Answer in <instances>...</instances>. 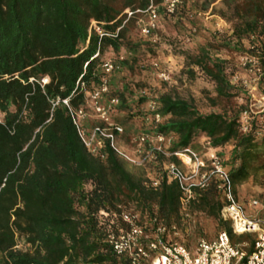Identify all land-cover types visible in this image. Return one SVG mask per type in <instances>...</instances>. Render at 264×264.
<instances>
[{
    "label": "trees",
    "instance_id": "1",
    "mask_svg": "<svg viewBox=\"0 0 264 264\" xmlns=\"http://www.w3.org/2000/svg\"><path fill=\"white\" fill-rule=\"evenodd\" d=\"M116 1L0 0V264H131L128 255L116 254L105 241L109 229H129L123 211L137 213L134 221L144 244L154 239L159 226L166 229L165 239L173 226L187 219L176 181L161 176L157 186L150 185L144 167L130 166L107 143L103 157L91 155L62 100L68 98L78 107L97 88L103 75L100 55L94 57L97 50L109 49L117 56L146 46L154 52L161 42L162 21L173 25L174 38L186 34L183 18L190 17V27H197L194 19L213 0L190 13L186 0L172 14L161 10L155 42L130 37L133 28L139 33L142 14L136 11L144 10L150 0ZM219 1L211 11L227 29L183 51L187 76L202 78L205 104L199 106L194 98L172 90L158 92L154 100L162 120L155 130L172 137L171 151L200 150L197 141L203 138L217 151L237 197L239 183L264 171V132L257 135L262 126L254 115L242 130L247 103L237 98L247 100L249 95L241 83L231 81L233 64L221 52L256 59L255 65L247 64L253 76L257 69L264 71V0ZM92 21L106 32L118 29L117 35L99 38L90 30ZM170 44L176 45L172 40ZM135 61V56H123L120 69L110 75V81L120 80L109 84V96L119 98L111 118L125 126L119 137L130 146L133 116L139 114L144 121L147 116L146 123L153 125L146 111L132 112L147 99L135 98L126 81ZM77 81L83 82V89L76 87ZM257 89L264 95L260 79ZM118 111L125 114L117 117ZM164 160L178 163L174 156ZM149 170L156 176L160 171L157 165ZM223 207L222 193L212 179L206 187L193 189L187 211L214 219L233 245L247 241L243 249L250 252L254 234H234L221 218Z\"/></svg>",
    "mask_w": 264,
    "mask_h": 264
},
{
    "label": "built area",
    "instance_id": "2",
    "mask_svg": "<svg viewBox=\"0 0 264 264\" xmlns=\"http://www.w3.org/2000/svg\"><path fill=\"white\" fill-rule=\"evenodd\" d=\"M181 4L182 0H161L160 3L150 0L144 10L136 11L142 14L139 19L140 35L155 42V31L159 26L160 11L172 14ZM131 13L128 11V16ZM90 30H93L99 38L116 36L118 33V29L115 33L106 32L101 24L95 21L91 22ZM99 55V65L103 75L97 88L85 98V103L73 107L69 104L68 98L62 100V103L68 108L86 150L93 156L103 157V148L107 143L120 158L135 167H144L150 185L157 186L161 176L176 181L181 190V211L185 217L189 216L187 205L193 198V189L195 187H206L212 179L216 180L217 188L222 193L224 200V207L220 213L221 218L229 222L234 234L252 233L255 235L250 252L243 249V245H233L228 233L224 230L219 231L213 239H200L194 250L190 251L176 241L166 242L163 239L166 229L159 226L154 239L144 244L142 242V230L134 221L137 213L123 211L121 215L129 223V229L119 228L116 231L111 229L106 231L105 241L112 247V250L118 255H128L131 264H264V216L246 213L243 205L238 202L233 192L227 169L214 148L206 143L204 149L200 150L185 147L171 151L172 137L155 130L162 117L157 111L158 106L154 99L148 100L147 109L153 125H149L148 128L136 133L132 138L130 148L120 144L119 136L124 132V129L111 118L114 107L119 104V98L109 96V84L110 75L120 69V61L124 55L101 57V53L97 50L94 57ZM245 64L255 65L256 59L245 57ZM152 66L158 70L160 78L163 80L168 79V74L159 68L157 62H153ZM256 72H258V75L254 76V83H257L260 79L264 84V71L260 73L257 69ZM43 82H46V79H43ZM78 84L81 89L84 88L83 82L79 83L77 81L76 87ZM244 84L251 85L247 81H244ZM255 87L254 84L250 88L253 90ZM57 102L58 100L54 104H57ZM258 102L259 109L257 111L253 109L254 104H250L249 108L243 111L241 116L243 131L247 129L251 115L257 113L262 114L263 120L262 129L258 133L264 131L263 94H260ZM89 118H94L96 123L91 127H86L85 121ZM148 118L147 116L144 117L145 121H148ZM171 156L176 157L178 163L164 160ZM150 165L158 166L159 176L154 175V171L149 170ZM258 203L257 199H251L248 202L253 208ZM102 214L108 216V213L102 212ZM172 229L174 230L175 227L173 226Z\"/></svg>",
    "mask_w": 264,
    "mask_h": 264
},
{
    "label": "rangeland",
    "instance_id": "3",
    "mask_svg": "<svg viewBox=\"0 0 264 264\" xmlns=\"http://www.w3.org/2000/svg\"><path fill=\"white\" fill-rule=\"evenodd\" d=\"M123 0H117L116 3L119 4ZM156 3H160V1H155ZM204 1L208 0H186V8L187 11L194 12L200 11V5L204 3ZM219 0H213L211 6L208 7L204 12H199L198 16L194 19L197 27H190L191 23L189 21L190 18H183L182 22L185 23L187 28L186 34L181 33L175 40L174 32L175 30L172 28L173 25L167 22V20L162 21L161 23V36L160 43L153 48L154 52L149 51L148 47L142 46L139 48L137 53H129L123 52L122 54L128 57L135 56V69L129 72V76L126 77V81L130 85V89L134 92L135 98L146 95L147 99L139 105V107L132 108V112L135 113L137 111L147 112L148 109V100L154 99L158 92L161 91H173L177 95L183 98H194L197 100L199 106H203L205 104V100L201 96L200 89L203 85L202 78L196 74L195 78H190L185 73V65L183 58V51L190 50L192 47H195L198 43L206 41V39L210 36L211 33L219 34L222 33L225 29H227L228 24L217 14L212 13L211 7L219 6ZM173 29V30H172ZM130 37L133 38L134 41L141 40L143 41L145 38L140 36L136 28L130 30ZM174 38V39H171ZM175 41L176 45L173 46L171 43ZM222 56L227 57L234 67V75L231 78L233 82H239L241 85L247 89V93L249 95V99H240L237 98L239 103L246 102V109L249 108L250 104L253 105V109L257 111L258 108V99L260 96V91L257 89V83H254V76L248 71L249 66L245 64V55L239 53H230L226 54L225 52H221ZM115 54L112 53L111 50L105 49L101 52V57H114ZM153 62H157L159 68L164 70L168 74V79L163 80L158 76V70L154 69L152 66ZM123 73V72H122ZM121 76V74H120ZM115 80H120V78L115 77L110 83H114ZM244 81L250 82L251 85L244 84ZM255 84V89H251L252 85ZM145 93V94H144ZM125 113L118 111L115 115L117 117H122ZM255 117L263 125L262 114L257 113L254 114ZM114 121V120H113ZM132 126L131 131L133 132L130 137H134L136 132L148 128L147 121H144L141 115H135L130 120ZM115 122V121H114ZM94 118H89L85 121L86 127H91L95 124ZM122 127H125L121 125ZM262 129V128H261ZM264 132V131H263ZM261 132V133H263ZM258 133L257 135H260ZM120 144H123L125 147L130 148L131 146L122 138H120ZM202 146L201 149H204L206 143L204 139L201 138ZM130 166H133L129 164ZM237 192V200L243 205L247 214L264 216V171L259 172L254 177H249L248 179L242 181L236 186ZM251 199H257L258 205L253 208L248 202ZM185 221H182L181 224L176 226L174 232H170L166 235L164 239L166 242H178L188 248L190 251H193L197 242L200 239H213L216 237L219 228L217 222L204 215L203 213H190ZM255 236V235H254ZM241 237L236 236L235 239L239 240ZM247 245V241H243L241 243Z\"/></svg>",
    "mask_w": 264,
    "mask_h": 264
},
{
    "label": "crops",
    "instance_id": "4",
    "mask_svg": "<svg viewBox=\"0 0 264 264\" xmlns=\"http://www.w3.org/2000/svg\"><path fill=\"white\" fill-rule=\"evenodd\" d=\"M197 143H199V144H200V143H201V139H200V140H198V141H197Z\"/></svg>",
    "mask_w": 264,
    "mask_h": 264
}]
</instances>
